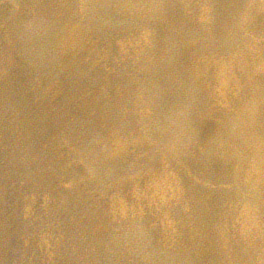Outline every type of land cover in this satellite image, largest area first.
I'll use <instances>...</instances> for the list:
<instances>
[{"label": "rangeland", "instance_id": "obj_1", "mask_svg": "<svg viewBox=\"0 0 264 264\" xmlns=\"http://www.w3.org/2000/svg\"><path fill=\"white\" fill-rule=\"evenodd\" d=\"M49 1L0 0V264H142L139 250L165 224L162 205L175 211L170 189L157 196L152 178L180 176L179 155L189 152L173 149L166 161L169 140L153 132L149 117L157 110L147 108L148 96L150 105L157 104L158 92L127 64L140 54L98 35L83 6L89 45L44 56L41 64L32 48L47 39L28 34L24 23L63 21L54 6L43 16ZM162 4L175 9L179 2ZM142 14L132 16L140 22ZM27 39L29 50L22 44ZM99 81L105 90L91 91ZM90 98L97 105L84 107L80 100ZM124 113L134 116L132 128ZM112 124L126 141L118 156L111 153ZM141 131L148 133L146 143L137 141ZM120 170L131 181L118 188ZM117 197L138 199L142 207L118 212Z\"/></svg>", "mask_w": 264, "mask_h": 264}, {"label": "bare ground", "instance_id": "obj_2", "mask_svg": "<svg viewBox=\"0 0 264 264\" xmlns=\"http://www.w3.org/2000/svg\"><path fill=\"white\" fill-rule=\"evenodd\" d=\"M52 1L43 4V16L54 6L63 21L24 23L28 34L47 39L33 43L41 64L44 56L89 45L83 6L98 35L140 54L127 64L158 92L157 104L150 105L148 96L147 108L157 110L149 117L153 132L169 140L166 161L173 149L189 152L179 155L180 176L152 178L157 196L170 189L175 211L162 205L165 224L139 250L142 264H264V0H177L175 9L163 0ZM128 10L143 13L140 22ZM28 43H22L26 50ZM94 85L91 91L106 87L103 81ZM83 100L84 107L98 103ZM122 115L132 128L134 116ZM119 132L113 124L108 130L113 156L126 148ZM147 135L141 131L137 141L146 143ZM115 173L116 187L131 181L123 171ZM137 206L138 199L124 197L114 204L118 212Z\"/></svg>", "mask_w": 264, "mask_h": 264}]
</instances>
